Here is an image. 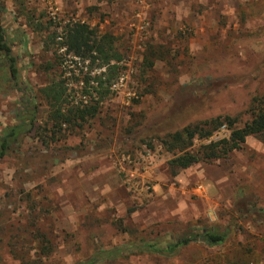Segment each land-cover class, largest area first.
Segmentation results:
<instances>
[{"label":"rangeland","instance_id":"1","mask_svg":"<svg viewBox=\"0 0 264 264\" xmlns=\"http://www.w3.org/2000/svg\"><path fill=\"white\" fill-rule=\"evenodd\" d=\"M0 3L34 88L75 67L42 68L54 57L43 40L67 22L111 32L123 53L96 118L47 146L31 132L0 159V264H73L208 224L230 229L224 245L195 243L173 256L133 249L95 264H218L238 248L254 251L248 264H264V142L248 135L226 157L173 173L175 152L159 141L199 119L238 116L241 126L249 118L250 99L264 94V0H23V9L15 0ZM16 99L0 70V130L15 122ZM44 110L42 104L41 118ZM228 133L222 126L190 148Z\"/></svg>","mask_w":264,"mask_h":264},{"label":"trees","instance_id":"2","mask_svg":"<svg viewBox=\"0 0 264 264\" xmlns=\"http://www.w3.org/2000/svg\"><path fill=\"white\" fill-rule=\"evenodd\" d=\"M15 2L23 9V0ZM5 11V6L0 3V70L4 72L11 88L16 90L17 99L14 105L15 122L0 130V159L15 153L23 137L31 132L47 146L83 129L91 119L98 116L101 102L109 97L111 85L123 69V53L111 32H101L84 21H70L60 32L56 29L49 31L43 40V50L53 47L54 57L52 61L45 62L42 68H65L68 67V61L75 67L59 70L43 86L34 88L22 74L23 68L17 60L18 55L14 53L16 43L8 37L3 26L1 16ZM34 27L39 31L48 29L40 24ZM21 39L20 43H25ZM150 49L153 50V47L150 46ZM152 64L153 60H148V66ZM72 80L79 84L77 89L70 87L69 82ZM42 104L45 105L43 119L40 113ZM247 112L249 118L241 126L237 125L238 116L217 115L196 120L159 136L162 146L175 152L169 161L172 172L175 173V168H187L199 161L224 158L232 150L240 149L248 135L257 136L264 142V94L252 96ZM222 126L229 131L227 136L202 143L195 149L190 148L194 138H209ZM229 237L230 229L225 226H188L181 233L141 238L130 246L92 253L87 259L73 264H95L133 249L137 252L173 256L180 248L195 243L207 247L224 245ZM221 258L218 264H248L254 260V251L238 248L230 254L221 255Z\"/></svg>","mask_w":264,"mask_h":264},{"label":"built area","instance_id":"3","mask_svg":"<svg viewBox=\"0 0 264 264\" xmlns=\"http://www.w3.org/2000/svg\"><path fill=\"white\" fill-rule=\"evenodd\" d=\"M61 51H63V48L61 49Z\"/></svg>","mask_w":264,"mask_h":264}]
</instances>
